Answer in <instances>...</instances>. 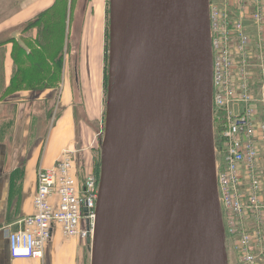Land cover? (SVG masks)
I'll use <instances>...</instances> for the list:
<instances>
[{
  "label": "water",
  "instance_id": "1",
  "mask_svg": "<svg viewBox=\"0 0 264 264\" xmlns=\"http://www.w3.org/2000/svg\"><path fill=\"white\" fill-rule=\"evenodd\" d=\"M210 5L109 0L91 264H230L216 176Z\"/></svg>",
  "mask_w": 264,
  "mask_h": 264
},
{
  "label": "built area",
  "instance_id": "2",
  "mask_svg": "<svg viewBox=\"0 0 264 264\" xmlns=\"http://www.w3.org/2000/svg\"><path fill=\"white\" fill-rule=\"evenodd\" d=\"M247 20L256 35L249 32ZM210 22L216 176L229 250L237 264H262L264 0H211ZM256 69L262 75L258 89ZM78 163V152L65 149L53 168L39 171L34 213L10 232L13 259L44 260L55 230L82 240L92 234L99 177L92 172L81 179Z\"/></svg>",
  "mask_w": 264,
  "mask_h": 264
},
{
  "label": "crops",
  "instance_id": "3",
  "mask_svg": "<svg viewBox=\"0 0 264 264\" xmlns=\"http://www.w3.org/2000/svg\"><path fill=\"white\" fill-rule=\"evenodd\" d=\"M107 1H77L68 20L69 47L65 49L58 87L10 94L5 91L15 70L12 41H34L37 30L30 31L29 36L23 33L24 26L51 9L56 0H0V42H8L0 49V264L87 262V242L67 238L59 230L54 231L44 260L13 259L9 237L19 228L20 220L34 213L39 171L53 168L65 149L79 153L81 179L95 172L98 130L104 117ZM76 20L78 28L72 35ZM247 25L256 35L253 22L247 20ZM251 48L255 51L254 45ZM255 76L258 89L262 76L259 69Z\"/></svg>",
  "mask_w": 264,
  "mask_h": 264
},
{
  "label": "trees",
  "instance_id": "4",
  "mask_svg": "<svg viewBox=\"0 0 264 264\" xmlns=\"http://www.w3.org/2000/svg\"><path fill=\"white\" fill-rule=\"evenodd\" d=\"M78 0H56L55 5L28 22L23 33L37 30V38L29 49L12 41L15 70L6 93L22 89L42 91L58 87L62 80L65 49L69 47L68 20L71 21ZM8 42H0V49ZM105 50L109 51V2L107 3ZM108 87V54H105L104 95ZM256 88V84H255ZM105 114V113H104ZM104 116V115H103ZM221 143L218 142L217 145ZM95 174L99 177L101 158H95ZM21 171V170H20ZM19 171L14 173V178ZM22 174V171H21ZM22 176V175H21Z\"/></svg>",
  "mask_w": 264,
  "mask_h": 264
},
{
  "label": "rangeland",
  "instance_id": "5",
  "mask_svg": "<svg viewBox=\"0 0 264 264\" xmlns=\"http://www.w3.org/2000/svg\"><path fill=\"white\" fill-rule=\"evenodd\" d=\"M109 2V0L107 1V3ZM97 10H98V7H95V12L97 13ZM106 13H107V4H106ZM98 17V16H97ZM77 28H78V26H77V20H76V23L75 22H73V26H72V35H74V33H75V31L77 30ZM29 36H31V33H29ZM29 42H32V41H30L29 39H26L25 41H22V45H23V47H25L26 49H29ZM73 42H75V40L73 41ZM108 52L109 51H107V53L106 54H108ZM106 97H107V95L105 96V102H104V113H105V111H106ZM104 126H105V114H104V117H103V124H102V126H100L99 127V130H98V132H100V140H99V143L97 144V149H96V153H95V158H96V160L97 159H99V158H101V141H102V139H103V137H104ZM228 239H229V237H228ZM228 246H229V240H228ZM231 249V248H230ZM230 257H231V264H237V259H236V257H235V255H234V253H233V251H232V249H231V251H230ZM86 264H91V254H90V252H89V254H87V256H86ZM264 264V263H263Z\"/></svg>",
  "mask_w": 264,
  "mask_h": 264
},
{
  "label": "bare ground",
  "instance_id": "6",
  "mask_svg": "<svg viewBox=\"0 0 264 264\" xmlns=\"http://www.w3.org/2000/svg\"><path fill=\"white\" fill-rule=\"evenodd\" d=\"M94 228H95V223H93V226H92V234L94 233Z\"/></svg>",
  "mask_w": 264,
  "mask_h": 264
}]
</instances>
